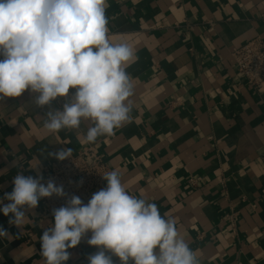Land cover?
Wrapping results in <instances>:
<instances>
[{
	"label": "crops",
	"instance_id": "crops-1",
	"mask_svg": "<svg viewBox=\"0 0 264 264\" xmlns=\"http://www.w3.org/2000/svg\"><path fill=\"white\" fill-rule=\"evenodd\" d=\"M106 16L110 41L135 52L129 120L88 143V121L49 133V106L38 108L28 91L0 101V198L18 172L44 175L58 162L48 151L95 146L129 194L175 220L200 264H264V91L239 75L230 53L264 39V0H108ZM26 214L18 228L0 212L8 232L0 264H43L40 237L54 217L40 201ZM86 239L65 264H89L97 248Z\"/></svg>",
	"mask_w": 264,
	"mask_h": 264
},
{
	"label": "clouds",
	"instance_id": "clouds-1",
	"mask_svg": "<svg viewBox=\"0 0 264 264\" xmlns=\"http://www.w3.org/2000/svg\"><path fill=\"white\" fill-rule=\"evenodd\" d=\"M107 7L108 0H0V101L28 91L38 108L49 106L43 124L49 133L88 121V143L114 135L130 118L134 85L126 68L136 57L129 44L110 41ZM57 98H65L62 110L51 108ZM72 151H48L47 157L64 161ZM102 178L106 187L86 204L71 195L52 210L54 222L40 237L43 264H65L69 249L85 238L97 248L89 264H113V256L120 264H200L174 219L129 194L117 171ZM13 184L0 198V212L18 228L40 199L67 196L62 184L44 182L39 172H18ZM7 237L0 226V238Z\"/></svg>",
	"mask_w": 264,
	"mask_h": 264
},
{
	"label": "built area",
	"instance_id": "built-area-1",
	"mask_svg": "<svg viewBox=\"0 0 264 264\" xmlns=\"http://www.w3.org/2000/svg\"><path fill=\"white\" fill-rule=\"evenodd\" d=\"M237 72L244 77L258 92L264 91V39L261 36L234 46L230 50ZM72 159L55 162L45 169L44 182L49 178L57 185H63L66 197L42 198L45 212L53 218L52 210L63 206L71 195L86 201L92 191L103 187L102 175L110 172L107 162L95 146H88L72 155ZM30 232V230H28Z\"/></svg>",
	"mask_w": 264,
	"mask_h": 264
}]
</instances>
